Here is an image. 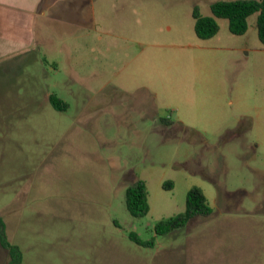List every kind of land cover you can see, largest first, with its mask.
<instances>
[{"label":"rangeland","instance_id":"374dc122","mask_svg":"<svg viewBox=\"0 0 264 264\" xmlns=\"http://www.w3.org/2000/svg\"><path fill=\"white\" fill-rule=\"evenodd\" d=\"M216 1L49 0L0 69V215L21 264H264V45L257 13L200 38L193 11ZM193 186L213 213L157 234Z\"/></svg>","mask_w":264,"mask_h":264},{"label":"trees","instance_id":"16d2710c","mask_svg":"<svg viewBox=\"0 0 264 264\" xmlns=\"http://www.w3.org/2000/svg\"><path fill=\"white\" fill-rule=\"evenodd\" d=\"M211 9L213 16L202 15L197 7L193 11L195 31L200 38L208 39L218 33L220 26L216 18L228 19L230 31L233 34L242 35L248 29V18L257 13L258 37L264 45V0H219L211 5ZM50 101L55 108L64 110L65 104L55 94L50 96ZM167 184L172 185L171 182H166L164 187ZM126 205L129 212L136 217H143L149 213V190L143 179H138L127 188ZM212 213L213 208L210 206L204 191L198 186H193L187 193L185 210L175 216L160 220L155 226V231L157 234L165 235L185 227L197 216H209ZM130 237L138 244L143 245L137 235L131 234ZM0 244L9 252L8 264L22 263L23 252L20 246L10 242L6 222L1 215Z\"/></svg>","mask_w":264,"mask_h":264},{"label":"crops","instance_id":"0c3cea01","mask_svg":"<svg viewBox=\"0 0 264 264\" xmlns=\"http://www.w3.org/2000/svg\"><path fill=\"white\" fill-rule=\"evenodd\" d=\"M49 0H0V69L10 70L34 44L37 17L48 12Z\"/></svg>","mask_w":264,"mask_h":264}]
</instances>
